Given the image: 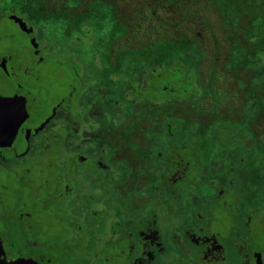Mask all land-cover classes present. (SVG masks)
<instances>
[{
    "label": "flooded vegetation",
    "instance_id": "obj_1",
    "mask_svg": "<svg viewBox=\"0 0 264 264\" xmlns=\"http://www.w3.org/2000/svg\"><path fill=\"white\" fill-rule=\"evenodd\" d=\"M83 1L74 7L81 13L88 7L81 8ZM92 1L98 5L93 6L94 16L106 12L109 21L114 20L115 27L117 24L123 26L120 0ZM53 2L43 3L44 12L60 8ZM103 3H109L105 10H101ZM26 26L32 30L31 34L19 29L27 35L31 45L35 40L37 48L32 45L35 67L41 68L46 61L42 52L45 44L41 46L37 32ZM132 32L129 43L138 40ZM122 38L120 35L105 43L106 55L102 63L99 51L95 50L91 57L93 74L82 75L78 71L81 57L74 55L71 74L80 89L88 90L77 103L79 110L82 104L88 106V115L78 121L71 118L69 125L63 122L68 116L58 117L61 106L42 122L32 125L31 109L37 102L32 82L37 84L40 78L35 69L17 57L12 49H0V96L21 97L28 114L12 146L0 147V159L4 161H0L3 177L0 182V261L24 260L30 264H264L262 209L257 215L250 210L238 215L231 213L232 223L227 229L209 224L214 221L213 214H209L212 216L209 218L201 213L200 206L207 203V199L200 195L199 203H194L190 191L180 187L181 173L190 167V157L182 150L191 141L177 138L188 137L189 123L194 137H200L204 124L212 121L218 126L226 125L229 129H222L227 135L234 127L238 132L247 128L245 131L251 133L254 123L264 119V84L261 82L264 71L256 75L247 73L243 77L233 75L232 70L217 71L216 62L212 69L197 66L195 97L188 100L186 90H183L176 97L165 92L156 98L154 83H160L161 76L155 75L150 67L156 65L155 61L157 66H162L166 58L156 55L151 47L139 54L123 55ZM224 45L225 51H229V41ZM186 73L184 79L188 77ZM252 77L259 83L245 89L244 78ZM208 82L211 86L205 85ZM228 83H232L235 95L218 96L216 86L224 88ZM254 99L259 101L252 107ZM225 102L231 106L224 112L227 121L218 123V109ZM63 128L70 133L61 135L60 132L65 131ZM258 135L259 139L264 137V134ZM166 140L172 148L168 159L160 154L161 142ZM156 146L158 151L155 153ZM255 152L264 157V150ZM154 154L156 157H152ZM49 156L55 164L51 177L32 183L33 161ZM249 159L245 157L243 163L249 164ZM16 160L28 163L15 165ZM12 165L16 166L13 172L9 170ZM244 167L258 168L255 178L261 179L264 161ZM198 168L195 170L199 171ZM43 171L41 168L40 172ZM123 174L126 175L120 179ZM256 179L247 182L250 183L249 202L253 199L251 190L256 186L263 188L262 179L259 183L253 182ZM136 182L141 185L135 186ZM14 183L22 187L15 191V204L11 205L8 201ZM189 199L191 205L194 203L192 216L184 214L185 201ZM174 209L178 213H172ZM192 217L194 224L186 220ZM212 225L215 227L211 228ZM50 232L53 236H49Z\"/></svg>",
    "mask_w": 264,
    "mask_h": 264
},
{
    "label": "rangeland",
    "instance_id": "obj_2",
    "mask_svg": "<svg viewBox=\"0 0 264 264\" xmlns=\"http://www.w3.org/2000/svg\"><path fill=\"white\" fill-rule=\"evenodd\" d=\"M45 1L47 0H0V49H12L17 57L24 60L32 69H35L37 76L40 78L39 83L36 84L32 82L34 86L32 92L37 101L31 109L33 115L32 125L42 122V120L49 117V115L51 116L54 109L59 106H61V108L59 109L58 117L60 115L69 117L63 120V122H67L66 125L72 123L71 118H73V121H78V119L82 120L83 115H88V106L82 104L79 110V105L77 103L80 102L81 96L87 93L88 90L83 87V89H80V87L77 86L75 76L71 74V72H73L71 67L73 64L72 61L75 60L74 55L81 57V64L78 66V71H81L82 75H89L95 72L91 62V57L95 53V50L99 51L101 55L100 62L102 63L106 55L105 43L120 35L123 36V55L127 53L139 54L141 50L149 47H151L155 53L158 48L165 47L167 49L170 44H173L165 40L158 41L150 31L153 28V24L146 26L147 30L141 39L131 43L128 42L131 31L140 23L137 9L132 5L131 0H120L123 13V26L117 24L116 27L114 20L109 21V15H107L106 12L103 11L105 15L103 13L97 16L92 14L94 11L93 6H98L95 1L84 0L81 3V8L84 6L88 7L84 10L85 12L82 13L78 11L77 8H74L81 0H54L53 4L58 5L60 8H58V10L53 8L54 10H49L47 12H44V9L41 7ZM224 1L225 6L218 7V9L227 11V17H223L225 24L233 26L236 20H238L239 23H241L240 34L244 37L247 35L246 29L254 27L255 30L253 31L257 32V27L260 24H264L263 0L260 5L254 3L253 0H248L245 4L239 0ZM216 2H218V0ZM101 6V10H105L109 6V3H103ZM12 16L21 18L29 27L33 28L37 32L38 36L36 37L38 43L41 44V46L45 44L42 48V52L44 53L43 55L46 61L41 68L35 67L36 60L32 45L27 35L21 32L17 24L11 20ZM103 27L104 29H102ZM191 38H196V36L192 35L184 42L180 40L178 48H184L182 44H188ZM225 38L228 39L231 47L228 53L225 51L217 52V61L215 65L217 71L232 70V74L237 76H243L247 73L256 75L257 72L264 71V40H262L260 47L257 49H253L251 48L252 45H249L251 47L241 49V51L238 52L237 48L240 47V41L231 33L225 36ZM247 40L249 41V38H247ZM75 43L78 48H75ZM167 51L168 49L166 52ZM47 57H51L50 60H48L49 58L47 59ZM203 63V69H212V62L204 61ZM171 69L179 70L180 67L178 64H174ZM178 75V72L174 73L173 76H177V78H172L173 76H171V80L177 82L179 80ZM262 80L261 82L264 84V78H262ZM26 81H28V79H26ZM244 81L243 87L245 89H248L251 85V87L256 86V84L259 83L258 79L254 77L249 80H245L244 78ZM205 85L211 86V82L205 83ZM73 87H76L75 92L73 91ZM173 88H175V93H173L172 96L175 97L184 90L180 91V87L177 86ZM187 89L189 91L191 90L189 86ZM215 90L219 91L217 93L218 96L228 95L229 98V96L232 97L235 95L232 90V83H228L227 87L225 85L224 88L222 86H216ZM258 101V99L252 100V107L255 106ZM228 108H231L228 102L220 105L216 122L221 123L227 121L224 117V112ZM240 120L242 121V119ZM63 122H61V124ZM204 125L200 137H194V130H192L193 127L190 123L186 131L188 137H177L179 140L185 139L186 141H191L190 145L182 150V153L185 152V155L190 157V167H188L187 172L183 171L181 173L182 178H180V187L190 191L194 203H199L201 199L200 195L207 199V203L200 205L202 209L201 213H205L207 216L213 214L214 221L209 224H216L219 229H227L229 227L232 223L231 213L238 215L246 210H250L257 215L261 214L259 213L261 208L264 214V172L261 174L263 188L259 189L257 186L254 187L253 190H251L253 199L249 202L248 195L250 190L248 187H250V183L247 182H251L256 178L253 172L250 171V168L247 169L244 167L253 163L257 165L260 164L261 160L264 161V157H260V154L255 152L260 149L261 151L264 150V142H261L262 139L264 140V137L259 139L260 136L258 135L264 134V119H259L254 123L252 126L253 130L251 131L252 134L249 130L245 131L247 128L241 129L238 132V128L234 127L232 128V133L227 135V131L224 129L229 128L225 127L226 125L224 126L225 128L218 126L214 121L209 124L205 123ZM67 132L70 133L66 128L65 131H61L60 133L61 135H68ZM236 133L237 135L245 137H237ZM249 134L251 135L249 136ZM161 144L164 147H160V154H162V157L165 159H168L172 151V148L169 146L170 141L166 140L161 142ZM154 151L155 153L158 151L157 146ZM153 156L156 157V154L152 155V157ZM245 157L250 158L249 164L248 162L246 164L243 163ZM0 161L4 163L1 159ZM19 162L28 163L24 160H16L15 165H18L17 163ZM198 166V170L200 171V169H202V171L199 172L195 170ZM41 168L44 170L43 172H40ZM54 168L55 164L53 157H42L37 161H33L31 166V182L36 183L42 179L51 177V172ZM15 169L16 166L12 165L9 170L13 172ZM211 174H213V176H211ZM124 175L126 174L120 176V179L123 178ZM130 175L134 179L133 174L131 173ZM261 179L257 178L253 182L259 183ZM1 181H3L2 175H0V182ZM136 183L138 184H135V186L141 185L140 182ZM212 183L216 186L217 191L214 190ZM193 186H195V188H193ZM21 187V184L16 183L10 187V201H7L11 202V205L15 202V191H19ZM30 188L32 187L30 186ZM140 192L141 191L138 193L140 194ZM193 202L191 205L190 199L185 201L186 207L184 210L186 211L184 214L192 216L191 211H193L192 209L194 208ZM172 213L178 212L174 209ZM212 216L208 217L210 218ZM186 220L191 224L195 222L193 217L189 219L186 218ZM214 227L215 225L211 226V228ZM1 229L2 207H0V230ZM49 236H53V233L50 232Z\"/></svg>",
    "mask_w": 264,
    "mask_h": 264
},
{
    "label": "trees",
    "instance_id": "obj_3",
    "mask_svg": "<svg viewBox=\"0 0 264 264\" xmlns=\"http://www.w3.org/2000/svg\"><path fill=\"white\" fill-rule=\"evenodd\" d=\"M132 5L136 7L139 25L134 28L132 36L141 39L145 34L149 23L153 24L152 34L156 39L171 42L168 51L158 48L156 55L165 57L166 62L162 66L150 67L154 70L155 75L161 76V82L154 83V93L156 98H159L165 92H169L172 96L175 91L174 86L180 87L181 90H186V98L192 99L196 95L198 83L195 82V70L204 68L203 62H216L218 51H225L224 45L228 39L225 38L229 33L235 36L240 41L241 49L251 47L257 49L260 43L264 40V24L255 28L246 29V36L241 33V28L238 20L233 26L226 25L223 17H227V11L220 10L218 7H224V0H131ZM246 3L248 0H239ZM254 3H262V0H253ZM264 1V0H263ZM220 2V3H219ZM146 27V28H145ZM146 29V30H145ZM258 33V34H256ZM195 35L196 38H191L188 44H182L184 48H178L179 41L183 42ZM249 38V41L247 40ZM231 47V46H227ZM230 51V50H229ZM225 51V52H229ZM233 51V49H232ZM169 55L170 57H167ZM158 56V57H159ZM178 64L179 70L171 69L172 65ZM201 65V67H200ZM199 68H198V67ZM213 68V67H212ZM157 70V71H156ZM181 70V71H180ZM159 71V72H158ZM178 72L179 80L172 81L174 73ZM188 77L184 79V74ZM171 76H173L171 78ZM172 86V87H171ZM190 87V91L187 87ZM161 88H164L162 90ZM256 176L259 172L258 168L250 169Z\"/></svg>",
    "mask_w": 264,
    "mask_h": 264
},
{
    "label": "water",
    "instance_id": "obj_4",
    "mask_svg": "<svg viewBox=\"0 0 264 264\" xmlns=\"http://www.w3.org/2000/svg\"><path fill=\"white\" fill-rule=\"evenodd\" d=\"M11 19L19 25L24 33H32V30L28 29L20 18L12 16ZM32 45L37 48L35 40H32ZM27 117L26 107L23 105L21 97L3 98L0 96V147L12 146L18 129ZM1 264H30V261L17 260L8 263L3 259Z\"/></svg>",
    "mask_w": 264,
    "mask_h": 264
}]
</instances>
